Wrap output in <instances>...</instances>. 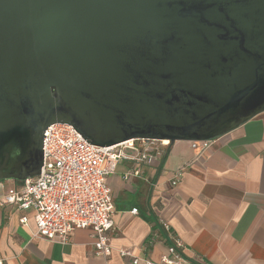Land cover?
<instances>
[{
    "label": "water",
    "instance_id": "1",
    "mask_svg": "<svg viewBox=\"0 0 264 264\" xmlns=\"http://www.w3.org/2000/svg\"><path fill=\"white\" fill-rule=\"evenodd\" d=\"M264 112V0H0V180L44 132L215 140Z\"/></svg>",
    "mask_w": 264,
    "mask_h": 264
},
{
    "label": "crops",
    "instance_id": "2",
    "mask_svg": "<svg viewBox=\"0 0 264 264\" xmlns=\"http://www.w3.org/2000/svg\"><path fill=\"white\" fill-rule=\"evenodd\" d=\"M162 149L166 154L152 162L121 160L107 177L114 199L108 264H133L121 250L139 257L138 264L160 262L172 236L183 240L185 258L198 264H264V112L204 151L182 140ZM135 169L140 173L126 179ZM14 185L0 180V201ZM35 230L33 211L0 204L3 264L105 261L95 254L91 228H75L66 243L36 236Z\"/></svg>",
    "mask_w": 264,
    "mask_h": 264
},
{
    "label": "built area",
    "instance_id": "3",
    "mask_svg": "<svg viewBox=\"0 0 264 264\" xmlns=\"http://www.w3.org/2000/svg\"><path fill=\"white\" fill-rule=\"evenodd\" d=\"M190 142L199 152L212 144V140ZM169 144L165 140L132 138L100 146L88 141L70 123L51 124L44 132L41 172L9 187L0 204L33 211L35 235L51 241L66 243L75 228H91L95 254L105 259L100 264H108L113 251L110 234L114 226V199L107 177L123 159L152 162L162 158L166 154L162 147ZM139 173V169L127 171L125 178ZM181 174L175 172L172 185L178 184ZM132 212L137 213L138 209L133 208ZM20 221L27 224L28 217L23 216ZM184 247L183 240L172 236L160 262L147 259L145 264H198L185 258ZM121 254L131 257L133 264L140 261L129 250H121Z\"/></svg>",
    "mask_w": 264,
    "mask_h": 264
},
{
    "label": "rangeland",
    "instance_id": "4",
    "mask_svg": "<svg viewBox=\"0 0 264 264\" xmlns=\"http://www.w3.org/2000/svg\"><path fill=\"white\" fill-rule=\"evenodd\" d=\"M190 142V141H189ZM191 143V142H190Z\"/></svg>",
    "mask_w": 264,
    "mask_h": 264
}]
</instances>
